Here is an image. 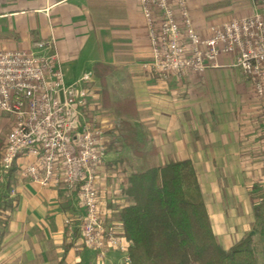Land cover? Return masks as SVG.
<instances>
[{
    "label": "crops",
    "instance_id": "1",
    "mask_svg": "<svg viewBox=\"0 0 264 264\" xmlns=\"http://www.w3.org/2000/svg\"><path fill=\"white\" fill-rule=\"evenodd\" d=\"M186 3L192 24L203 37L209 36L208 25L254 10L253 0ZM49 38L66 81L87 71L93 75L94 100L101 106L110 145L96 168L95 181L106 226L120 230L118 212L131 201L124 191L126 177L116 183L113 169L119 163L113 161L114 152L125 149L127 157L140 161L139 168L191 160L212 231L224 249L248 233L253 240L260 239L263 232L254 226L264 227L259 211L264 203L256 197L259 190L264 194L258 170L261 101L247 80L238 86L240 90L228 91L235 70L241 72L233 55H219V65L201 73L186 71L162 79L144 64L150 59V46L141 0H0V47L25 48ZM95 63L113 67L105 86L94 73ZM103 89L111 98L131 94L137 114L132 121L145 138L141 154L120 145L116 115L103 104ZM11 123L0 110V153ZM32 160L29 155L18 156L0 176V227L4 226L0 228V264H123L121 251L109 249L99 260L95 250L81 243L78 227H66V214L82 213L74 193L22 177L20 168ZM254 174L257 183L250 180Z\"/></svg>",
    "mask_w": 264,
    "mask_h": 264
},
{
    "label": "built area",
    "instance_id": "2",
    "mask_svg": "<svg viewBox=\"0 0 264 264\" xmlns=\"http://www.w3.org/2000/svg\"><path fill=\"white\" fill-rule=\"evenodd\" d=\"M253 4L248 15L208 25L209 36L203 37L192 24L186 0H141L150 46L144 64L166 79L186 71L201 73L218 66L219 55H233L261 101L259 166L264 179V11L259 10L264 0ZM0 110L12 119L0 153V176L16 157H33L20 168L22 177L76 195L82 213L66 214V227L77 226L81 243L95 250L99 260L116 249L124 253L123 264H129L122 227L106 226L99 208L96 168L106 156L107 135L101 106L94 100L92 72L66 81L52 38L25 48L0 47Z\"/></svg>",
    "mask_w": 264,
    "mask_h": 264
},
{
    "label": "trees",
    "instance_id": "3",
    "mask_svg": "<svg viewBox=\"0 0 264 264\" xmlns=\"http://www.w3.org/2000/svg\"><path fill=\"white\" fill-rule=\"evenodd\" d=\"M112 68L94 64L102 86ZM103 90V104L116 115L114 128L120 145L141 154L145 138L138 135L132 121L137 114L131 94L111 98ZM125 181L124 191L131 201L121 207L118 219L129 241V264H258L251 234L227 249L217 240L190 159L145 164L128 173Z\"/></svg>",
    "mask_w": 264,
    "mask_h": 264
},
{
    "label": "rangeland",
    "instance_id": "4",
    "mask_svg": "<svg viewBox=\"0 0 264 264\" xmlns=\"http://www.w3.org/2000/svg\"><path fill=\"white\" fill-rule=\"evenodd\" d=\"M245 80H246L245 76L241 72H238V70L236 69L234 79H233V81H231V83H230L231 86H229L228 91L234 92L235 90L237 91V89L240 90L238 88V86L242 85ZM96 87H99V86H96ZM110 138H111V136H110ZM109 152L113 154V152H111V151H109ZM115 152H117V155L115 154ZM115 152H114L113 157H115L116 159L113 161L114 162L119 161V163L114 164V167H113V169L116 170L115 171V173H116V180L115 181H116V183H118V182L122 183L123 182L122 180L124 179L123 177H126V175H128V173H130L132 170H136L139 168V165H140L139 162L140 161L138 162V160H136L135 157H127L128 156L126 154L127 150H125V149H123V150L118 149ZM259 169H260V167L258 164V170ZM96 175H97V171H96ZM255 175L256 174L252 175L250 180H251V182L257 183V181L255 179ZM125 184H126V181H125ZM259 191L260 192H258L256 197L264 203V194L261 192V190H259ZM257 198H256V201H258ZM262 205H263V207L259 211H261V214L263 215V219H264V204H262ZM254 227L258 232H260V231L263 232L260 239L256 238L254 240L253 248H254V252L256 255L257 263L258 264H264V227L261 228L259 225L258 226L255 225Z\"/></svg>",
    "mask_w": 264,
    "mask_h": 264
}]
</instances>
